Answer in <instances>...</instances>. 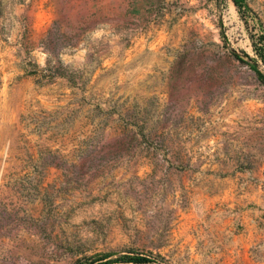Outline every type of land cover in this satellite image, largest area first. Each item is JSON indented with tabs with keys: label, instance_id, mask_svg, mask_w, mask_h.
<instances>
[{
	"label": "rangeland",
	"instance_id": "rangeland-1",
	"mask_svg": "<svg viewBox=\"0 0 264 264\" xmlns=\"http://www.w3.org/2000/svg\"><path fill=\"white\" fill-rule=\"evenodd\" d=\"M247 2L0 0V264H264Z\"/></svg>",
	"mask_w": 264,
	"mask_h": 264
},
{
	"label": "trees",
	"instance_id": "trees-1",
	"mask_svg": "<svg viewBox=\"0 0 264 264\" xmlns=\"http://www.w3.org/2000/svg\"><path fill=\"white\" fill-rule=\"evenodd\" d=\"M235 6L237 7L241 17L245 19V22L248 23V19L250 16L254 15L255 18L259 19L258 16L255 14L254 10L251 8V6L248 4L247 0H233ZM259 25L262 27L263 33L260 35L262 39L264 40V25L263 22L259 20ZM253 39V46L254 50L263 61H264V41L259 42V40L256 39V37L252 36ZM239 59L243 60L240 56H237ZM250 59L249 64L251 67L257 72L259 75L260 79L264 82V72H262L257 64V59L248 56ZM245 61V60H243ZM111 254H102L101 257L98 258V262L96 264H127V263H149L152 262L151 258L148 256H145L140 253H124L120 254L116 258H109ZM107 259V260H105ZM75 264H85L81 260L77 261Z\"/></svg>",
	"mask_w": 264,
	"mask_h": 264
}]
</instances>
